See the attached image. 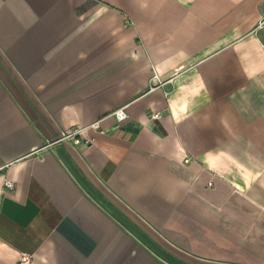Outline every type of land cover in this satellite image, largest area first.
<instances>
[{
  "label": "crops",
  "instance_id": "0c3cea01",
  "mask_svg": "<svg viewBox=\"0 0 264 264\" xmlns=\"http://www.w3.org/2000/svg\"><path fill=\"white\" fill-rule=\"evenodd\" d=\"M20 252L264 264V0H0V264Z\"/></svg>",
  "mask_w": 264,
  "mask_h": 264
},
{
  "label": "built area",
  "instance_id": "2783aa9c",
  "mask_svg": "<svg viewBox=\"0 0 264 264\" xmlns=\"http://www.w3.org/2000/svg\"><path fill=\"white\" fill-rule=\"evenodd\" d=\"M114 115L116 116L118 120L125 118L126 113H125L124 108L116 109L114 111ZM153 116L157 118L159 117V113H155ZM62 140H71L75 144H80V143L87 144L88 142L91 141L89 138H87L84 135L83 128H79V127H71L65 130L64 132H62L59 138L57 139V141H62ZM4 187L8 189H12L14 187V184L12 181L6 179L4 181ZM31 262H32L31 254L26 253V252H20L18 254L15 264H31Z\"/></svg>",
  "mask_w": 264,
  "mask_h": 264
}]
</instances>
